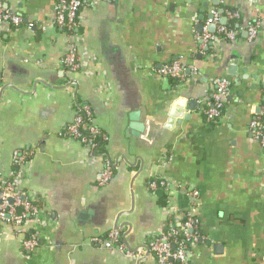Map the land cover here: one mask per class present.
<instances>
[{"label":"crops","instance_id":"1","mask_svg":"<svg viewBox=\"0 0 264 264\" xmlns=\"http://www.w3.org/2000/svg\"><path fill=\"white\" fill-rule=\"evenodd\" d=\"M5 1L24 22L0 30V173L43 211L23 227L0 219V264H156L148 238L187 211L204 239L171 264H264V151L249 130L264 111V0H100L70 33L54 24L58 0ZM213 10L239 36L202 48ZM74 45L79 71L63 65ZM175 61L181 84L160 72ZM221 77L225 115L207 124ZM80 104L107 137L103 157L65 133ZM17 150L30 155L19 178ZM105 157L113 179L100 186ZM114 229L136 257L91 241ZM35 230L39 247L24 250Z\"/></svg>","mask_w":264,"mask_h":264},{"label":"built area","instance_id":"2","mask_svg":"<svg viewBox=\"0 0 264 264\" xmlns=\"http://www.w3.org/2000/svg\"><path fill=\"white\" fill-rule=\"evenodd\" d=\"M100 0H58L56 5L55 26L64 29L70 33L77 25L80 13L97 8ZM236 17L229 13V18ZM24 18L16 12L6 7V1L0 0V30L3 27H19L23 24ZM35 23V22H34ZM31 23L29 26L34 27ZM217 27L216 34L211 33L208 26ZM259 23L254 21L247 28L249 39L253 40L258 36ZM226 42L235 41L239 36V31L222 23L221 14L213 10L206 22L204 30L196 33V38L202 48H206L210 42L215 41L218 36ZM63 65L67 70L79 71L81 69L80 59L75 45L70 48L66 54ZM164 77L178 81L180 84L186 78V70L180 61H175L161 69ZM215 90L204 100L201 113L207 124L215 123L225 115V107L230 96L231 83L227 78H217L214 80ZM77 116L65 130V133L89 147L94 156H105L106 153L99 152L97 139L107 141L106 135L98 128L93 119V114L87 105L77 106ZM249 130L252 136L259 141L264 151V111H261L250 123ZM104 169L98 180L100 186L107 185L113 179V162L105 157ZM13 164L16 167L14 176L19 178L30 165L29 152L17 150L13 154ZM161 186H169V182L161 181ZM158 183L150 184L152 189H156ZM191 195L197 197L198 191H191ZM10 201L13 203L11 204ZM43 208H40L35 199L25 191L19 189L13 180H3L0 173V219L10 222L17 227H23L27 223H36L42 219ZM122 237V233L114 229L110 233L101 237H93V243L104 246L108 249L125 250L130 257H136L135 251L127 249V244ZM200 239H204L201 234L200 220L191 211L181 212L172 220L168 221L164 229L151 235L146 243L149 253H152L156 259V264H171V262H185L192 247ZM41 242V235L35 230L27 239L22 242V248L28 251L37 249Z\"/></svg>","mask_w":264,"mask_h":264},{"label":"trees","instance_id":"3","mask_svg":"<svg viewBox=\"0 0 264 264\" xmlns=\"http://www.w3.org/2000/svg\"><path fill=\"white\" fill-rule=\"evenodd\" d=\"M235 23V22H234ZM234 25V24H233ZM174 81V80H173ZM176 84H180L178 81H174ZM96 142L98 143L99 145V152L100 153H106V142L103 141L102 139H97ZM8 181V180H7Z\"/></svg>","mask_w":264,"mask_h":264},{"label":"water","instance_id":"4","mask_svg":"<svg viewBox=\"0 0 264 264\" xmlns=\"http://www.w3.org/2000/svg\"><path fill=\"white\" fill-rule=\"evenodd\" d=\"M222 23H225V19L222 20ZM215 27H216L215 25H212V26L209 28V31H210V32H214ZM202 30H203V29H202ZM10 203L12 204L13 202L10 201ZM200 241H202V239H200Z\"/></svg>","mask_w":264,"mask_h":264}]
</instances>
